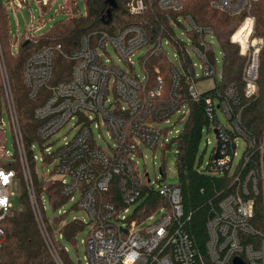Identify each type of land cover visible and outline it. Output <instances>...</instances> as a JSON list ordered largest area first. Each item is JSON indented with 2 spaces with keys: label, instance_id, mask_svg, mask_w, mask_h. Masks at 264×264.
<instances>
[{
  "label": "built area",
  "instance_id": "1",
  "mask_svg": "<svg viewBox=\"0 0 264 264\" xmlns=\"http://www.w3.org/2000/svg\"><path fill=\"white\" fill-rule=\"evenodd\" d=\"M10 1L7 8L12 11L25 3V0ZM185 1L187 0H128L127 13L139 18L138 24L125 26L114 35L102 31L96 35L94 42L90 36H83L74 51L65 52L60 45H56L33 53L23 69V80L29 98H39V103L32 112L33 119L38 124L35 131L36 142L28 148L24 145L0 52V78L15 146L13 154L7 151L0 154V161L18 162L35 223L56 264L63 263L57 255L54 239L63 238L61 234L51 238L43 205L46 194L42 192L38 196L35 193L32 173L36 174V145L41 149L42 163L53 166L47 179L44 175L39 178L36 174L38 180L45 184H56L66 202L73 201L78 195L77 206L87 214L88 222L92 224L83 242L85 264H232L234 258H240L244 264H264L263 157L248 170L237 191L220 201L217 212L206 222L205 253L208 263L195 253L188 236L177 226L183 210L179 186L176 183L155 185L151 183L148 174L141 176L138 171L136 158L143 156V147L155 151L169 142L170 132L166 128H160L159 124L167 123V118L175 113L186 111V106L175 109L164 104L160 68L153 69L156 83L149 89L146 88L147 72L142 67L143 76H138L131 59L141 49H145L141 59L145 55H163L167 58L163 45H169L170 41L163 34L162 26H146L145 18L152 7L161 12H178ZM257 1L259 0H214L211 3L213 9L228 16L239 15L244 11L247 13L230 37V42L238 46L239 55L246 59L242 76L247 98L257 95L258 54L263 47V40L253 36L255 16L250 9ZM46 2L47 0H42L43 4ZM179 18H176L175 23L169 20L172 29L180 24ZM184 19L191 26V31L186 33L188 43H180L193 59L191 65L194 77L216 78L217 61L212 43L207 40V37L214 38L213 30L197 26L189 16ZM241 29L244 30L243 33L235 36ZM193 36L197 38L196 41ZM108 45L127 64L126 71L121 70L110 59H104L103 54H108ZM209 53H212V65ZM56 55L72 64L67 80L52 83ZM193 55L199 59V64L194 62ZM174 56L178 61L177 53ZM170 64L175 87L180 66ZM198 93V85L191 82L188 94L197 99ZM232 93V89L228 90L229 95ZM213 107L214 104L208 101L209 115ZM221 112L227 119L228 126L222 125L219 119L210 126L219 133L222 141L221 159H213L210 172H227L232 176L237 168V164L232 166V161L236 156L235 147L239 138H231L230 132L237 131L240 114L232 115L227 105L221 107ZM68 125H72L75 130L73 139L51 151V146L46 143ZM101 128L106 130L107 137L113 141L107 150L100 148L94 138V130L100 131ZM243 140L245 148L254 147V140ZM258 151L261 155L264 154V136L258 145ZM115 177L118 178L117 185L125 205L120 211H116L110 204L98 205L100 201L97 197L107 193ZM235 181H238L237 177ZM145 183L166 199V206L159 207L153 214L138 222L132 219V213L129 216L126 214L129 207L140 201V188ZM17 184L20 182L16 171L0 166V245L5 238L2 225L12 211L13 194L10 190ZM256 209L260 210L261 216L257 217ZM156 214L158 218L154 219ZM117 221H122L125 225L119 227ZM146 221L152 223L144 224ZM63 224L64 221H61L59 225ZM64 252L68 253L65 247Z\"/></svg>",
  "mask_w": 264,
  "mask_h": 264
},
{
  "label": "trees",
  "instance_id": "2",
  "mask_svg": "<svg viewBox=\"0 0 264 264\" xmlns=\"http://www.w3.org/2000/svg\"><path fill=\"white\" fill-rule=\"evenodd\" d=\"M8 1L0 0V52L24 145L28 148L36 142L35 131L38 124L34 121L32 112L39 103V98H29L23 80V69L28 58L38 50L49 46L60 45L65 52L74 51L83 36H90L94 42L98 33L105 31L114 35L125 26L138 24L140 19L127 13L128 0H114L113 5L110 0H84L85 15L78 14L76 0H68L62 5L61 11H70L72 16L54 22L52 27L40 36L35 37L33 34L25 33L16 54H12L11 32L7 15ZM34 1L46 8L53 0H47L46 4H43L42 0ZM213 1L187 0L183 2L181 10L178 12H161L156 7H152L145 18L146 26L152 25L154 28L162 26L163 34L165 33V37L176 49L177 64L180 66V70L175 87L173 86L171 64L165 56L145 55L140 61L141 66L148 74L146 88L154 87L156 77L153 69L160 68L164 104L175 109L186 106V111L179 115V119L183 120L182 128L161 149L163 151L170 150L172 147L175 149L176 184L181 191L183 209L177 226L188 236L195 253L201 256L205 263H208L205 253L206 222L215 215L220 201L225 196L237 191L239 183L245 179L248 170L258 163L260 157L264 158V154L261 155L258 151V145L264 136V0L254 2L250 9L255 16L253 36L263 40V47L258 54L257 95L252 98L245 96V81L242 75L246 59L239 55L238 46L230 42L231 35L239 28L247 13L244 11L239 15H225L211 7ZM108 11L111 13L109 19H107ZM180 16L191 17L197 26L210 27L222 52V68L219 77H212L214 83L210 88L204 90L199 88L197 99H193L188 94L189 84L194 82L198 85L209 78L194 77V69L191 65L193 59L186 47L175 37L169 20L175 23L176 18ZM148 30L151 31V28ZM242 31L244 30H239L235 36L241 35ZM196 39L193 36V40L196 41ZM25 41H28V44L22 46ZM241 42L244 43V40ZM209 60L212 65V53H209ZM71 64L56 55L52 83L67 80ZM230 89L233 90L232 95L228 94ZM1 100L5 103L4 89L0 78ZM208 101L214 104L211 115L207 113ZM223 105L229 107L232 115L240 114L239 127L237 131L230 132L231 138L254 140L255 143L254 147L245 148L232 176L227 172H222V174L210 172V168L214 164L212 163L213 154L203 170L200 169L198 163L199 147L204 129L217 122V111H221ZM210 116H212L211 119ZM0 166L15 170L21 187L20 208L17 211L12 210L2 225L5 238L0 245V264H56L35 223L18 162L1 160ZM30 166L32 171V162ZM160 170L164 178V169L160 168ZM32 177L36 194L39 196L44 192L53 210L66 203L56 184H45L39 181L34 172ZM236 177L238 181H235ZM117 182L118 178H113L107 193L97 197L100 201L98 205L110 204L116 211L125 207ZM140 193L141 199L135 205L131 215L132 219L138 222L153 214L159 207L166 206V199L147 183L140 188ZM255 214L257 217L262 215L258 209L255 210ZM45 220L51 238L54 239L58 234L62 235L63 239H54L59 259L63 264H72L68 253L64 252V245L61 241L74 244L76 236L87 225L91 226L92 224H86L78 219L67 220L66 213L59 218ZM61 221H64L62 226L59 225Z\"/></svg>",
  "mask_w": 264,
  "mask_h": 264
},
{
  "label": "rangeland",
  "instance_id": "3",
  "mask_svg": "<svg viewBox=\"0 0 264 264\" xmlns=\"http://www.w3.org/2000/svg\"><path fill=\"white\" fill-rule=\"evenodd\" d=\"M64 2L65 0H53L46 8H44L37 1L25 0V3H21V8H14V10L12 11L11 8L8 7L7 15L9 18V27L11 32L12 54H16L19 43L21 42V39L25 35V33L33 34L35 37L40 36L44 32H47L50 27H52L54 22L62 21L72 16V13L70 11H61ZM75 2L78 14L85 15L86 10L84 0H76ZM252 15L254 14L252 13ZM179 23L180 25L174 28L175 37L187 44L188 36L186 33L191 31V26L184 19V17L181 16L179 18ZM39 28L40 30H38ZM207 40L210 41L213 46V52L217 61L216 76L218 78L222 68V52L219 47V44L213 37H207ZM163 48L166 52L168 61H170L173 65L177 66V58L174 56V54H176L175 47L172 44H169L163 45ZM144 52L145 49L138 50L131 59L135 73L141 77L143 76V72L140 59L143 56ZM107 53V55L103 54L104 59H110L123 71H126L128 69L127 64L121 60V58L117 55L111 45L107 46ZM193 58L194 62L196 64H199V59L196 57V55H193ZM213 83L214 79L209 78L198 84V87L200 88V90L208 89L213 85ZM0 103V154L4 153L5 151L9 152L10 154H13L15 152V146L10 126V118L4 101L1 100ZM179 115V113H175L174 115L167 118V123L159 124L160 128H166L170 132V134L168 135L169 140L175 137L177 135L176 132H178L182 128L183 120L179 119ZM217 117L219 119V122L222 123V125H224L225 127L228 126V121L221 111H217ZM212 131V127L205 128L202 135L198 154V163L200 169L202 170L209 162L216 145L215 136ZM74 135L75 130L72 129V125H68L61 131H59L54 137H52L50 141L46 143V145L51 146V151H55L60 148L63 144H65L66 141L72 140ZM94 138L97 145L103 150H107L113 144V141L107 137L106 130L103 128H101L100 131L94 130ZM245 146L246 143L243 139H237L235 147L236 156L233 158L232 161L233 167H235L238 161L240 160L241 155L245 150ZM34 154L39 159L36 160V174L39 178H41L43 175L45 177L48 176L49 172L53 169V166L46 162L42 163V161L40 160L41 149L38 145H36L34 149ZM142 155V157L140 156L136 158L138 164V171L141 176L148 174L151 183L155 185H167L177 183V174L175 170L176 153L173 147L170 150L165 149L164 151L161 149V147H158L155 151L143 147ZM160 168L164 169V178L159 175ZM45 179H47V177ZM20 192V184L13 186L10 190V193L13 194V197L11 198V205L12 210L14 211H17L20 208ZM43 198L45 215L48 220H52L66 213L67 220L78 219L84 221V223L86 224L89 223L87 214L84 211L80 210V208L77 206L78 195L75 196V199L73 201H67L65 204L55 210L52 209V206L48 202L47 197L44 196ZM134 208L135 206L129 207V211L126 215L129 216L133 212ZM157 218L158 215H154V219ZM150 223H152V221H146L144 224ZM116 224L119 227L125 225L122 221H117ZM89 227L90 226L87 225L86 228L76 236L74 244L66 243L64 242V240L61 241L68 251V256L72 264H85L86 252L83 242L86 239Z\"/></svg>",
  "mask_w": 264,
  "mask_h": 264
},
{
  "label": "water",
  "instance_id": "4",
  "mask_svg": "<svg viewBox=\"0 0 264 264\" xmlns=\"http://www.w3.org/2000/svg\"><path fill=\"white\" fill-rule=\"evenodd\" d=\"M110 1H111V5H113L114 0H110ZM110 16H111V13L108 11L107 12V19H109ZM107 22H108V20L105 23L107 24ZM26 44H28V41H25L22 46H25ZM213 134H214L215 140H216L213 159L218 160V159H221L220 151L222 149V141L219 137V133L216 130H213ZM159 175L161 176V170L160 169H159ZM145 176H147V174H145ZM232 264H244V262L240 258H234L232 261Z\"/></svg>",
  "mask_w": 264,
  "mask_h": 264
}]
</instances>
